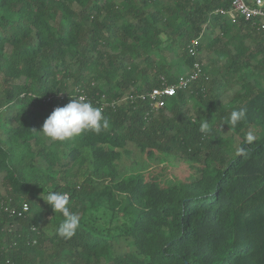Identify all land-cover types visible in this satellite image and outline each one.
Here are the masks:
<instances>
[{"label": "trees", "instance_id": "1", "mask_svg": "<svg viewBox=\"0 0 264 264\" xmlns=\"http://www.w3.org/2000/svg\"><path fill=\"white\" fill-rule=\"evenodd\" d=\"M230 3L0 0V264H264V57L241 34L256 29L250 21L215 13ZM208 26L230 34L212 60L229 57L241 89L225 104L207 100L221 74L205 64L210 90L198 81L152 110L139 95L193 68L203 43L192 41ZM81 95L109 127L46 137V118ZM241 107L247 118L224 124ZM248 133L255 139L245 144ZM129 143L159 164L122 176ZM50 191L69 193L81 217L70 239L57 234L64 217L43 199Z\"/></svg>", "mask_w": 264, "mask_h": 264}, {"label": "clouds", "instance_id": "2", "mask_svg": "<svg viewBox=\"0 0 264 264\" xmlns=\"http://www.w3.org/2000/svg\"><path fill=\"white\" fill-rule=\"evenodd\" d=\"M247 118V108L241 107L233 110L225 119L229 127L235 128ZM109 127V120L103 115L102 109L93 105L85 96L71 99L66 105L56 107L46 118L42 126V133L52 141H65L84 132L91 131L100 134ZM201 133H208V121L200 124ZM255 139L252 133L245 137V144H250ZM244 147L238 148V153L243 154ZM43 199L56 213H61L64 219L60 223L57 234L65 239L72 238L80 226L81 217L70 210V195L67 192L50 191Z\"/></svg>", "mask_w": 264, "mask_h": 264}, {"label": "rangeland", "instance_id": "3", "mask_svg": "<svg viewBox=\"0 0 264 264\" xmlns=\"http://www.w3.org/2000/svg\"><path fill=\"white\" fill-rule=\"evenodd\" d=\"M244 30L241 31V34H246L248 33L249 36H250V33L252 35V38L248 37L246 39V45L251 49H254V51H256L258 54L257 55V58L256 59H260V58H263L264 57V40H260L257 38L259 32H262V31H259L257 29H252V30H249L247 28H243ZM207 27L204 28L203 32H202V35L199 37V40H193L192 43L195 44L197 43L198 41L200 42H205V36H206V39H207V33H205L207 31ZM242 30V29H241ZM215 35V34H214ZM161 38H162V41H163V44L162 46L165 45L164 43V40L166 38L165 34H162L161 35ZM231 47V46H230ZM166 57H165V60H164V63H173L175 64V61H173V59L175 60V54L173 52H170V51H165V53H163ZM209 58V59H208ZM217 58V54L215 53L214 56L211 55L208 56L207 53L203 50H200L198 53H197V59H198V62L201 64V65H205L206 62L209 63V60L211 59H215ZM157 60H159L157 58ZM222 62H226L225 60H222ZM253 64H255V61H252ZM218 67H221L220 69L222 71H228L229 69L226 67H224V65L220 62L216 64ZM174 68V72H176V65L173 66ZM232 69V68H230ZM193 70V69H191ZM191 70H189L188 72H190ZM187 72V73H188ZM229 72V71H228ZM186 74V73H184ZM183 75V74H181ZM224 76V77H223ZM213 75H210L209 73L207 74H203L202 77L198 78V80L194 83H197L198 81L199 82H203V83H206V87L207 89L210 90V88L212 87V82L214 81L213 80ZM241 76L239 77V75H237V73L233 74H224V75H219L218 76V79H217V82L218 84H221L220 88L216 89L214 94L213 92L207 95H205V97L207 98V100H210V101H214V100H218L221 104H225L227 102H229L230 100H232L233 98H235L236 94L238 93V91L241 89V85H242V80H241ZM193 83V84H194ZM202 83V84H203ZM70 85L73 87L72 83H70ZM104 86V85H102ZM198 86V85H196ZM214 87V85H213ZM105 89V86L103 87ZM2 79L0 78V92L2 93ZM78 91H81L80 89H78ZM84 96V95H83ZM125 99V98H124ZM102 100H105V97L102 96ZM211 103V102H209ZM190 104H191V101H190ZM198 106L200 104H197ZM197 105H195L197 107ZM201 108H204L205 110L207 111H210L211 112V109L213 108V104L210 105L208 103H203L201 105ZM215 108H216V105H215ZM17 110V109H15ZM12 112L10 111V113H8L7 115H14L15 114V111ZM193 110V109H192ZM6 106H3L2 108H0V123H1V119L3 117L4 114H6ZM193 113V111H192ZM195 113V112H194ZM196 116V115H194ZM224 136H230L231 135V131L228 130V131H225L223 132ZM238 139L236 138V144H234L233 146H237V143H238ZM122 157L121 159L118 161V169H119V172L122 176H130L132 174H136L140 171H143L145 169H148V168H151L157 164H159V161L158 160H151V159H146L143 157L140 149L135 145V144H132V143H129L128 146H127V149L125 151H123L122 153ZM37 162V161H36ZM42 165V163H39ZM76 170V168L74 167L73 168V172ZM71 181H74V178L71 179ZM17 228V227H16ZM123 243L120 242V243H117L116 244V249H123Z\"/></svg>", "mask_w": 264, "mask_h": 264}, {"label": "built area", "instance_id": "4", "mask_svg": "<svg viewBox=\"0 0 264 264\" xmlns=\"http://www.w3.org/2000/svg\"><path fill=\"white\" fill-rule=\"evenodd\" d=\"M215 13L227 16L233 21L244 19L250 21L252 26L264 32V0H231L228 8H218ZM203 65L198 61L190 72L178 77L176 83H169L163 79L161 87H154L151 91L141 93V98L146 96L151 100L152 110H157L165 105L166 98L175 95L178 89H185L203 75ZM15 213V211H14Z\"/></svg>", "mask_w": 264, "mask_h": 264}, {"label": "crops", "instance_id": "5", "mask_svg": "<svg viewBox=\"0 0 264 264\" xmlns=\"http://www.w3.org/2000/svg\"><path fill=\"white\" fill-rule=\"evenodd\" d=\"M232 21V20H231ZM233 22V21H232ZM233 23H237V22H233ZM240 25V24H237V26ZM239 27V26H238ZM207 31L205 33H207V39H206V36H205V42H203V47L201 50L205 51L207 53L208 56L211 57V55L214 56V54L216 53V50L218 48H222L224 46V44L227 43V41L229 40L230 38V34L229 36L225 35L221 29V27L219 26H208L207 27ZM243 31L244 29L241 28ZM215 34V35H214ZM245 35H249L248 33H246ZM217 37L220 38L218 39L215 44L213 43V38ZM230 47V46H229ZM228 58L229 57H225L223 60H225L226 62H222L221 63L224 65V67L228 68ZM209 59V58H208ZM230 59V58H229ZM213 60H217L218 61V58H215ZM213 60H209V63L206 62V65L209 69H214L217 74H221V75H224V74H231L232 71L231 70H228L227 72L226 71H222L220 68L221 67H218L216 64L218 63H215L213 62ZM229 69V68H228ZM246 71V69L242 70V72ZM239 73V72H238ZM235 74V73H234Z\"/></svg>", "mask_w": 264, "mask_h": 264}]
</instances>
